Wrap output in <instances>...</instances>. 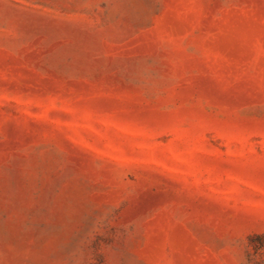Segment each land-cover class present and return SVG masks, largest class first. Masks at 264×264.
<instances>
[{"label": "rangeland", "instance_id": "rangeland-1", "mask_svg": "<svg viewBox=\"0 0 264 264\" xmlns=\"http://www.w3.org/2000/svg\"><path fill=\"white\" fill-rule=\"evenodd\" d=\"M0 264H264V0H0Z\"/></svg>", "mask_w": 264, "mask_h": 264}]
</instances>
